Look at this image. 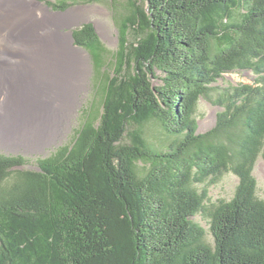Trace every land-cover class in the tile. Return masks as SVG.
<instances>
[{
	"label": "trees",
	"instance_id": "1",
	"mask_svg": "<svg viewBox=\"0 0 264 264\" xmlns=\"http://www.w3.org/2000/svg\"><path fill=\"white\" fill-rule=\"evenodd\" d=\"M84 1L111 6L118 50L74 30L97 109L34 170L0 153V264H264V0Z\"/></svg>",
	"mask_w": 264,
	"mask_h": 264
},
{
	"label": "bare ground",
	"instance_id": "2",
	"mask_svg": "<svg viewBox=\"0 0 264 264\" xmlns=\"http://www.w3.org/2000/svg\"><path fill=\"white\" fill-rule=\"evenodd\" d=\"M83 9L0 0V145L43 148L61 137L85 90L89 58L69 29ZM23 73V78H17Z\"/></svg>",
	"mask_w": 264,
	"mask_h": 264
},
{
	"label": "rangeland",
	"instance_id": "3",
	"mask_svg": "<svg viewBox=\"0 0 264 264\" xmlns=\"http://www.w3.org/2000/svg\"><path fill=\"white\" fill-rule=\"evenodd\" d=\"M41 2L43 5L47 6L50 11L54 13H64L68 10L83 9L84 12L77 18L75 24H73L69 29H64V31L70 30L71 33L79 29L83 24H93L95 27V32L99 37V41L103 46L115 53L119 46V33L117 29V23L114 20L113 9L107 3H87L84 0H64L67 2V7L64 9H58L61 7L62 0H36ZM73 37V34H72ZM75 45V43H74ZM77 46V45H75ZM82 49L85 54H87L88 61V78L86 81V88L78 96V103L75 110L71 112L72 115L69 117V124L66 126L61 137L57 138L54 143L50 142L43 148H25L24 146L8 145L3 147L0 145V153L9 156L21 155L30 162L23 167V169L34 170L36 168L35 160L45 159L50 154L56 152L60 147L65 145H70L75 138L77 130L81 125L86 124L93 112L97 109L100 103L99 99V85L97 84L96 75L94 72V64L88 52L84 48L77 46ZM4 59H0L2 62ZM3 69V67H0ZM224 78L220 81L226 85H237V84H249L252 82V76L250 73H232L225 74ZM17 78H23V73ZM101 108L99 110V113ZM203 117L199 120V131L204 132L209 128L214 126V116L217 113V109L213 108L210 104L203 103L202 105ZM254 177L258 182V190L261 192L264 189V157L258 159L256 169L254 172ZM237 180L234 176L227 174L222 177L215 185L210 188L209 196L213 198L212 200L223 198L229 200L233 195V190Z\"/></svg>",
	"mask_w": 264,
	"mask_h": 264
},
{
	"label": "water",
	"instance_id": "4",
	"mask_svg": "<svg viewBox=\"0 0 264 264\" xmlns=\"http://www.w3.org/2000/svg\"><path fill=\"white\" fill-rule=\"evenodd\" d=\"M91 25H92L93 29L95 30V27H94V25H93V24H91Z\"/></svg>",
	"mask_w": 264,
	"mask_h": 264
}]
</instances>
